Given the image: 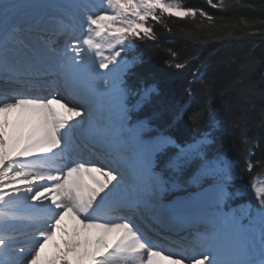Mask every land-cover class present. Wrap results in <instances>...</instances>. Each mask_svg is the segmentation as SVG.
I'll list each match as a JSON object with an SVG mask.
<instances>
[{"label":"snow or ice","instance_id":"obj_1","mask_svg":"<svg viewBox=\"0 0 264 264\" xmlns=\"http://www.w3.org/2000/svg\"><path fill=\"white\" fill-rule=\"evenodd\" d=\"M258 7L264 13V3ZM171 19L231 34V26L182 0H0V264H264V138L241 129L254 207L230 206L238 169L223 155L207 154L222 127L217 99L234 126L249 118L231 113L229 93L253 91L243 84L251 63L227 58L238 66L218 79L202 71L198 53L181 59L167 48L165 65L187 73L182 109L197 129L209 117V130L180 144L138 115L160 89L130 82L139 62L133 50L171 43L156 28L171 36ZM194 157L216 185L212 202L188 213L185 202L164 199ZM164 227L180 229L179 250L152 238Z\"/></svg>","mask_w":264,"mask_h":264},{"label":"trees","instance_id":"obj_2","mask_svg":"<svg viewBox=\"0 0 264 264\" xmlns=\"http://www.w3.org/2000/svg\"><path fill=\"white\" fill-rule=\"evenodd\" d=\"M191 7L204 8L210 12L219 25L231 26V34L221 27L210 29L207 22L201 25L198 21H184L171 19L167 22L172 28V35L162 32L159 25H156L158 35L162 40L171 43H162L158 50L151 44H140L133 50L138 55L139 62L133 74L130 75V82L135 84L155 83L160 94L153 98L148 104V116L153 118V122L162 124L180 139L192 133H203L209 130L211 119L206 117L199 128L193 126L188 118V111L181 106V83L187 73L183 70H176L165 65L167 53L165 49L173 48L180 53L181 59L195 56L197 53L203 58L202 71L206 75L216 74L221 78L227 73H233L237 68L236 63H227V58L233 61L251 63L245 74L243 84L254 86L253 91L247 95L233 91L229 93L231 102V113H247L249 118L243 121L239 127L232 123V115L221 99L214 103V112L217 119L222 121V127L215 133V143L210 146V153H218L228 157L238 169L237 178L230 184V191L238 193L239 201H252L253 193H250V174L243 171L247 153L245 146L240 142L241 129L247 130L249 136L264 138V121L260 119V112L264 110V36L260 35L261 21H264V13L258 7L264 0H240V7H230L225 10L211 8L206 0H182ZM230 4H235V0H228ZM252 4L256 7L249 8ZM255 21L256 23L245 25L243 20ZM192 67H199L192 62ZM194 86L199 89V82H194ZM261 155L260 148L255 151V156ZM255 163V159L253 161ZM197 166L194 160L185 168L181 185L188 182ZM259 168L256 173L259 174ZM264 178V177H261ZM248 195V196H247Z\"/></svg>","mask_w":264,"mask_h":264},{"label":"rangeland","instance_id":"obj_3","mask_svg":"<svg viewBox=\"0 0 264 264\" xmlns=\"http://www.w3.org/2000/svg\"><path fill=\"white\" fill-rule=\"evenodd\" d=\"M55 0H40V2H42V3H51V2H54ZM64 1V0H63ZM44 12H49L50 10H48V9H44L43 10ZM58 11V12H57ZM61 10H55L54 12H53V14H55V15H58L59 14V12H60ZM211 154H214V153H211ZM194 158H196V157H194ZM199 159V158H198ZM201 163H202V161L200 160L199 162H198V165L200 166L199 167V170H198V172L195 174V176H194V179H193V181H194V183L193 182H190L189 184H188V186H189V188L190 189H192L194 186H197V184H199L200 183V181H202L203 180V178H204V181H209L210 179H216V177H214L213 175H211V174H207V175H202L201 174V171H200V168H201ZM203 184H201V186H202ZM178 190H181V191H179L180 193H182L183 192V190H184V192L186 191V188L184 187V188H182V189H178ZM215 190V187H214V189H212V191H214ZM211 191V192H212ZM170 193H173V194H175L176 193V190H173V191H169ZM169 192H167V193H169ZM186 194H188V195H185V196H177V197H180V198H182V199H184V200H187L188 201V203H190V204H194V206L196 205L195 204V201H194V198H192V195L194 194V192L193 191H191V193L189 194V193H186ZM210 198V197H209ZM208 198V199H209ZM193 202V203H192ZM230 206H231V204H230ZM239 206H250L249 204H241V205H239ZM231 207H233V206H231Z\"/></svg>","mask_w":264,"mask_h":264},{"label":"bare ground","instance_id":"obj_4","mask_svg":"<svg viewBox=\"0 0 264 264\" xmlns=\"http://www.w3.org/2000/svg\"><path fill=\"white\" fill-rule=\"evenodd\" d=\"M30 39H31V37H30ZM3 87H4V85L0 84V88H3ZM41 94H43V92H41ZM204 187L206 188L207 185H205ZM179 191H181V190H176L175 194L170 193V192L166 193L165 196L166 197H171V199L170 200L167 199V198L164 199V203L166 202V200H169V201H167L169 204H178V203H181V202H185V209L184 210L186 212H188V213H191L190 211H192V213H194V212H196L198 210H201L203 207L209 205L212 202V199H213V194H211L210 198L207 199L204 204H201V205H198V206H194V205L188 203L187 200H184V199H182L180 197H177L176 195L178 193H180ZM183 192H184V190H183ZM172 231H174L173 227H164L162 230L159 231V233L160 232H165V234L170 237V236H173L175 232L177 233V231H175V232H173V234H171ZM178 231H180V230H178ZM154 233H156V232H154ZM151 234H153V233H151Z\"/></svg>","mask_w":264,"mask_h":264},{"label":"water","instance_id":"obj_5","mask_svg":"<svg viewBox=\"0 0 264 264\" xmlns=\"http://www.w3.org/2000/svg\"><path fill=\"white\" fill-rule=\"evenodd\" d=\"M208 192H209V187L206 188L205 194H207ZM205 194H203V191H199L200 196L205 197ZM202 202H203V199H202Z\"/></svg>","mask_w":264,"mask_h":264}]
</instances>
